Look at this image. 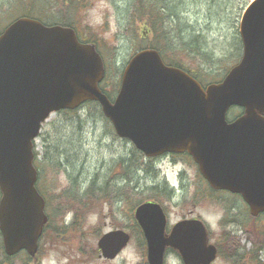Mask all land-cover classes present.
Returning <instances> with one entry per match:
<instances>
[{
  "label": "water",
  "instance_id": "95a60500",
  "mask_svg": "<svg viewBox=\"0 0 264 264\" xmlns=\"http://www.w3.org/2000/svg\"><path fill=\"white\" fill-rule=\"evenodd\" d=\"M243 52L219 83L203 87L180 68L164 63L156 49L135 53L111 101L100 89L102 57L69 26L45 25L22 16L0 34V225L7 246L34 249L46 222L34 183V140L49 115L87 101L100 104L118 136L148 157L187 152L216 190L239 193L257 216L264 212V0L244 11ZM232 106L244 112L227 120ZM147 243L148 264H164L168 247L184 264H211L217 247L200 219H183L165 234L162 205L135 209ZM129 241L124 230L98 240L106 258Z\"/></svg>",
  "mask_w": 264,
  "mask_h": 264
},
{
  "label": "rangeland",
  "instance_id": "374dc122",
  "mask_svg": "<svg viewBox=\"0 0 264 264\" xmlns=\"http://www.w3.org/2000/svg\"><path fill=\"white\" fill-rule=\"evenodd\" d=\"M251 1H242L237 30L243 11ZM123 3L124 0H88L84 7L71 14L61 4L49 13L57 20L74 19L75 30L79 35L97 42L108 70L106 83L102 86L113 95L118 91L113 84L121 79L134 52L143 46L149 47L146 37L135 31L131 24L130 8L126 7L129 1L125 0L124 8L121 9ZM202 8L199 13H195V8L186 13V9L181 6L180 11L183 18L199 24H211L210 30L206 32V55L201 51L200 56H194L195 53L181 49L174 50L173 55L195 69L198 77L207 82L211 81V77L218 79L222 76L223 69L229 65V54L214 60L208 52L216 55L220 53L219 49L229 52L230 30L228 18L220 21L205 19L207 9L205 6ZM240 111L232 108L228 120L234 119ZM34 149L41 160L38 162L43 175L41 187L70 188V194L73 193V203L68 206L70 211L66 214L72 226L58 227L57 239L46 252L44 264H147L143 237L133 224L131 213L127 211L139 201L152 200L156 196L154 188L163 196L161 204L166 209L169 225L187 217L204 220L210 241L220 246V255L213 264H236L239 254L250 257L257 250L264 262V250H261L263 217L255 220L249 218L245 209L239 213V221L224 217V210L230 211L231 207L236 206L235 201L230 202L232 199L224 192H210L189 155L153 160L137 157L133 152L132 157L138 165L129 170V182L122 189L125 181L120 160L131 153L132 143L119 138L100 108L92 103H86L77 111L52 113L43 123ZM61 154H64V163L59 166L56 163ZM92 182L96 184L91 188ZM163 188L174 191L173 198L167 197ZM123 192L122 196L120 193ZM67 204L66 195L63 201L58 200V205L55 203L59 211L62 210L61 206L67 207ZM116 228L126 229L131 239L115 259H104L97 247L98 239ZM228 240H232L231 245ZM242 262L238 261V264ZM164 264H182V261L177 254L168 252Z\"/></svg>",
  "mask_w": 264,
  "mask_h": 264
},
{
  "label": "trees",
  "instance_id": "16d2710c",
  "mask_svg": "<svg viewBox=\"0 0 264 264\" xmlns=\"http://www.w3.org/2000/svg\"><path fill=\"white\" fill-rule=\"evenodd\" d=\"M88 0H0V33L4 30L5 26L10 23L14 18L18 16H28L41 20L46 24H61L64 26H71L75 28V20L62 19L57 20L52 15H49L58 5H62L67 13H73L80 7H84ZM129 3L126 7L130 8L131 13V24L134 26L135 31H139L143 34L146 41H148V46L157 48L162 54L163 59L166 63L173 64L184 70L192 73L201 82L207 83L217 80L215 77H208L211 81L204 82L198 77V73L195 69L190 68L182 59L177 58L173 55V51L176 49H181L184 51H190L195 53L194 56H200L201 51L205 52L208 43L207 34L210 30V23L199 24L193 22L190 19L182 17V12L180 7L182 6L186 9V13L191 12L195 8V13L200 11L202 6L207 9V15L205 19L211 20L212 18L217 20H222L228 18V29L230 30V46L231 50L229 52H222L218 55L213 52H208L209 57L217 60L220 56L229 54L228 66L223 69L226 72L230 66L238 61L241 56L242 46L241 39L236 28V23L238 19V13L242 9L243 0H128ZM11 3V5H9ZM125 0L121 9L124 8ZM203 9V8H202ZM97 44L94 39L84 38ZM218 78V77H217ZM119 86V80L115 81L113 87L117 90ZM114 89V90H115ZM111 96L113 94L109 93ZM93 105L99 107L97 103L89 102ZM100 108V107H99ZM103 115V114H102ZM133 152H135L137 157L143 156V154L138 151L133 146V150L127 156H122L120 163H122V178L125 181V185L129 182V170L135 167L137 164L136 159L132 157ZM64 154L59 155V160L56 164L59 166L64 163ZM68 157L65 154V158ZM135 157V156H134ZM68 159V158H66ZM97 179V176H94ZM96 183H90L92 188ZM160 185V184H159ZM132 189V187H131ZM156 196L152 200L161 202L163 198L162 194H158L156 188ZM166 196L173 198L174 192L171 189L163 188ZM162 190V191H163ZM161 192V191H159ZM122 196L123 193H120ZM118 197V193L116 194ZM142 201H139V203ZM134 208V207H133ZM127 211V212H130ZM133 220V216L131 215ZM134 221V220H133ZM231 245L232 240H228ZM236 243V242H235ZM234 244L231 246L233 248ZM220 247V246H219ZM261 250H264L263 242L261 244ZM238 255V253L236 254ZM237 257L236 264L238 261H244L242 264H264V262L259 258L258 250L250 257L246 254H239ZM234 257V256H233ZM249 260V261H248Z\"/></svg>",
  "mask_w": 264,
  "mask_h": 264
},
{
  "label": "flooded vegetation",
  "instance_id": "af4514ba",
  "mask_svg": "<svg viewBox=\"0 0 264 264\" xmlns=\"http://www.w3.org/2000/svg\"><path fill=\"white\" fill-rule=\"evenodd\" d=\"M74 111H77V109ZM179 156L180 154L177 155V154L167 153L155 159L159 160L162 157L174 158V157H179ZM38 165L39 163H37L36 161L34 165L37 170L35 188H36L37 193L44 200V212L47 215V220L43 226L42 233L40 237L38 238L36 247L34 249H27L26 247H23V246L13 249L14 247L7 246L3 231L1 230V226H0V264H44L45 257L47 256L46 252L55 243L57 239L58 227L63 226V227L69 228L70 226H72L71 222L67 221V216H66V214L70 211V208H68V206H71L73 203V197L71 198V195H73V193L70 194V191L72 190L70 188H66V189L65 188H61V189L42 188L41 178L43 175L40 173ZM213 192L214 193L224 192L228 194L226 195L228 196V198L232 199L230 202L235 201L236 203V206L231 207L230 211L224 210V215H225L224 217L232 218L233 221L235 220L239 221V213L242 211V209L246 210L247 216L249 215V218L251 217L250 208L240 194L232 193L226 190H217V191L213 190ZM65 195L67 196V200H68L67 207H65V205L61 206L62 210L59 211V207L56 206L55 203H57L58 205V200L63 201ZM2 196H3V193L0 189V202H1ZM166 215H167V212H166ZM257 217H263V220H264V213L263 212L260 213ZM187 218H190V217H187ZM167 219H168V215H167ZM175 223L171 225L167 223V227H166L167 235L170 234L171 228ZM133 224H135L138 231L142 230L137 222L133 221ZM124 230L127 231L126 229ZM129 235L131 239V234L129 233ZM214 244L217 246L219 250L217 243H214ZM168 252H173L177 254L174 250L168 249Z\"/></svg>",
  "mask_w": 264,
  "mask_h": 264
},
{
  "label": "clouds",
  "instance_id": "9594fccd",
  "mask_svg": "<svg viewBox=\"0 0 264 264\" xmlns=\"http://www.w3.org/2000/svg\"><path fill=\"white\" fill-rule=\"evenodd\" d=\"M53 264H54V262H53Z\"/></svg>",
  "mask_w": 264,
  "mask_h": 264
}]
</instances>
